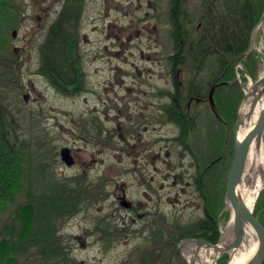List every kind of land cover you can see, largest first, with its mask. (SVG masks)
I'll return each mask as SVG.
<instances>
[{"label":"rangeland","instance_id":"374dc122","mask_svg":"<svg viewBox=\"0 0 264 264\" xmlns=\"http://www.w3.org/2000/svg\"><path fill=\"white\" fill-rule=\"evenodd\" d=\"M132 1L107 0L98 21L80 29L82 36L87 35L79 42V60L86 74L88 91L71 94L57 90L37 72L41 35L52 18L46 25L44 14L33 8V0H10L11 19L14 20L0 51V102L7 117L14 120L10 127L15 128L19 147H22L24 175L19 180L21 190L0 212V244L9 236L25 192L34 189L41 194L63 181L69 186L86 187L90 192L83 198L84 202L77 205L78 210L56 220V244L64 251L62 264H140L142 250L147 245L146 237L131 231L128 211L118 208L111 199L122 194L123 189L128 198L135 192L127 123L138 96L145 98L144 90L148 91L149 101L152 100L155 107L158 101L165 99L163 94L173 83L169 54L174 42L170 20L172 0H169V9L163 12L140 10L131 6ZM202 1L184 0L183 10L188 13L184 22L197 23L194 19L198 17ZM28 2L31 6L26 9ZM88 14L98 16L96 11L85 13L86 18ZM259 21L252 30L249 57L235 64L232 79L243 89L238 109L241 104L243 108L242 101L250 85L264 74V24ZM13 30L17 31L14 36ZM179 71L180 79L185 78L184 69L179 68ZM230 94L227 99L233 105L235 98ZM91 112L100 114L98 127L91 125ZM88 114L92 120L86 133ZM210 114L214 120V115ZM159 123L153 122L149 131L155 141L160 140L156 147L173 135L172 127ZM221 135L217 126L218 145L224 140ZM231 137L228 134L230 144ZM225 141H222L223 147ZM64 146L76 153L77 164L71 166L63 161L60 150ZM217 170L219 173L220 168ZM159 174L155 170V185L163 184L166 186L163 194L175 195L172 180L166 182ZM263 191L264 187L254 211H257ZM220 196L219 191L220 239L226 242L223 237L232 223V210L225 196L224 205H219ZM167 211L179 215L182 221L194 216L191 215L194 209L182 204H169ZM99 228H106V234H99ZM16 257L17 261L9 264H43L34 247L24 249ZM203 257L208 260L207 264H228L230 253H207ZM177 264L185 263L180 260Z\"/></svg>","mask_w":264,"mask_h":264},{"label":"trees","instance_id":"16d2710c","mask_svg":"<svg viewBox=\"0 0 264 264\" xmlns=\"http://www.w3.org/2000/svg\"><path fill=\"white\" fill-rule=\"evenodd\" d=\"M183 0H172L170 9L171 38L174 49L169 54L171 62L170 74L175 85L184 84L185 89L169 90L173 103L169 107L172 118L182 121L180 99L190 95L207 98L212 85L216 84L214 100L221 120L218 122V132L225 141L217 144V193L214 212L209 207L205 219L200 220V229H207L206 238L212 242L221 237L220 217L217 214L218 192L220 203L224 205L227 168L233 154L232 128L236 119L239 98L243 95L242 86L232 78L235 64L249 57L252 30L264 11V0H203L196 24L186 23L183 12ZM10 0H0V51L8 28L12 25ZM10 14V15H9ZM73 39L67 37V30L60 23L51 27L49 36L43 44L42 70L48 74L55 84L65 87L72 84L76 74L80 72L78 58ZM241 61V60H240ZM179 68L184 69V77L178 76ZM233 93L235 101L230 104L227 97ZM236 93V94H235ZM225 95V96H224ZM226 97V101L225 98ZM0 102V212H3L13 197L21 190L19 180L23 178L22 147H19L15 128L10 126L13 117L8 118ZM227 134L232 138L229 143ZM21 142V141H20ZM225 148V150H224ZM219 177V178H218ZM219 179L221 183H219ZM90 192L86 187L69 186L61 182L52 190L37 194L36 190L25 192V199L17 208L14 224L9 236L0 244V264L16 262L20 252L28 247H34L43 264H62L64 251L59 244L56 230V220L65 214L75 212L83 198ZM264 191L261 193L255 214L264 225ZM225 214V213H224ZM223 214V215H224ZM214 218H217L216 231L213 229ZM203 234V233H202ZM181 238V236L177 237ZM224 255V254H223ZM66 260V257H65ZM264 264V261L263 263Z\"/></svg>","mask_w":264,"mask_h":264},{"label":"flooded vegetation","instance_id":"af4514ba","mask_svg":"<svg viewBox=\"0 0 264 264\" xmlns=\"http://www.w3.org/2000/svg\"><path fill=\"white\" fill-rule=\"evenodd\" d=\"M105 2L107 0H33V8L44 14L43 22L45 24L52 18L41 35L42 43L39 46L37 72L57 90L71 94L88 91L87 85H85L86 74L79 60V42L87 35L83 34L82 36L80 29L98 21L100 12L106 9ZM111 4H108V7H111ZM30 6L31 4L28 2L25 8L28 9ZM131 6L147 12H163L165 9H169V0H134ZM91 11L98 12V16L88 14L86 18L85 13ZM57 23L65 27L67 37L73 39L78 58L77 67L80 70L76 74L74 82L65 87L57 86L42 70L44 59L42 46L49 36L51 27ZM179 73L180 71L177 74L179 75ZM175 88L185 89V85L172 83L171 87L166 92L164 91L165 99L158 101L157 107L154 106L152 100L149 101L147 90H144L145 98L141 99L139 95L138 100L134 102L136 108L130 112L127 129L130 137V153L133 159L131 173L135 192L128 198L123 189L122 194H116L111 199L113 204L117 203L118 208L128 211L131 231L135 235L146 237L147 245L142 250L140 264H177L180 260L185 264H190L195 252L194 247L190 246L194 243L193 240L206 239L212 242L204 235L207 234V229H200L198 222L207 216L208 196H210L209 207L212 213L216 204L217 124L210 113L217 117L218 110L216 103L214 102L213 105L209 99L210 88L205 99L199 95H190L185 98V94H181V96L184 95V98L180 99L179 103L184 120L179 121L172 118L169 107L173 100L168 92ZM91 114H93L92 123L89 114L85 121L87 125L85 124L84 132L86 133L90 130V123L95 128L99 126L98 119L101 120L99 112H91ZM153 122H160L159 124L173 128L172 137H167V141L157 147L156 145L159 144L157 141L160 140L155 141L153 136L149 135ZM70 153L73 157V162L70 165L73 166L77 164V157L72 148H70ZM154 168L160 172L159 175L163 177V180L166 182L172 180V187L176 188L175 195L171 196L166 190V194H163L162 191L166 186L155 185ZM169 204H182L184 207L194 209L191 214L194 216L182 221L179 219V215L169 214L167 211ZM126 221L124 219V222ZM216 221L217 218H214L213 229L209 231L210 235L216 231ZM97 232L104 235L107 229L99 228ZM179 236L181 238L178 239ZM182 241L184 245H182ZM184 250L187 251V255ZM212 254L213 252H211ZM200 255H202L201 259L195 258V263L207 264L208 260L203 257L207 255V250L203 249Z\"/></svg>","mask_w":264,"mask_h":264},{"label":"water","instance_id":"95a60500","mask_svg":"<svg viewBox=\"0 0 264 264\" xmlns=\"http://www.w3.org/2000/svg\"><path fill=\"white\" fill-rule=\"evenodd\" d=\"M259 23L264 24V12ZM15 33L16 30L14 31V34ZM215 87L216 85H213L209 92V99L213 105V93ZM247 98L250 100L248 107L241 108V104L234 122V154L226 179L225 202L232 210L233 238L226 242H223L222 239H220L216 243L209 242L206 239L193 240L196 244V250L194 256L189 262L190 264H196L195 258L200 256L198 252L200 248L213 250L217 253L229 252L231 260L233 253L242 246L247 228H251L255 233L257 247L254 250L253 255L244 264H262L264 261V225L259 220L258 216L255 215L254 209H251L243 200V197L238 190V185L243 176L247 174L249 168L248 158L252 146H254L255 152L259 151L262 146L264 135V74L258 77L250 85L248 91L245 93L242 103ZM259 104L261 105L254 123L247 132L241 136V128L253 119ZM60 155L66 164H72L73 157L70 153L69 147H62ZM230 260L228 261V264H231Z\"/></svg>","mask_w":264,"mask_h":264},{"label":"bare ground","instance_id":"6f19581e","mask_svg":"<svg viewBox=\"0 0 264 264\" xmlns=\"http://www.w3.org/2000/svg\"><path fill=\"white\" fill-rule=\"evenodd\" d=\"M182 4H184V2ZM183 12L185 15L188 14L185 12V10H183ZM14 31L15 30H13V36L17 34V31L15 34H14ZM249 101L250 100L248 98L244 101L243 108L248 107ZM261 104H259V106L257 107L253 119L247 125L241 128V131H240L241 136H243L254 123L258 115L259 107ZM214 120L216 121V124H217V120H221V117L219 116L214 117ZM233 154H234V150H233ZM233 154H232V157H233ZM248 167L249 168H248L247 174L243 176L241 182L238 185V190L241 196L243 197V200L246 202V204L251 209H254V205L257 201V198L261 190L264 187V147L263 146H261L260 150L257 152L254 151V146H252L250 150L249 158H248ZM232 238H233V230H232V223H231L229 229L227 230L226 234L223 237V240L230 241ZM190 246L194 247V251L196 250L195 243H192ZM256 247H257V239L255 236V233L252 231L251 228H247L245 237H244V242L242 246L233 253L230 263L231 264H244L253 255ZM203 249L204 248L199 249L198 251L199 255L201 251L203 252ZM184 252L187 254L186 250ZM207 253L211 255V250H207ZM201 256L202 255H200L198 259H201ZM66 258H68V256Z\"/></svg>","mask_w":264,"mask_h":264}]
</instances>
